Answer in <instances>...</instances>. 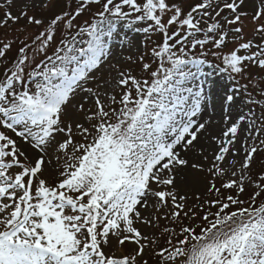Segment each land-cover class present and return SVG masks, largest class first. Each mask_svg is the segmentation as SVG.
I'll use <instances>...</instances> for the list:
<instances>
[{
  "label": "snow or ice",
  "instance_id": "snow-or-ice-1",
  "mask_svg": "<svg viewBox=\"0 0 264 264\" xmlns=\"http://www.w3.org/2000/svg\"><path fill=\"white\" fill-rule=\"evenodd\" d=\"M13 3L0 4V30L24 21L19 33L35 32L0 35V62L8 61L0 78V264H149V254L154 264H264V168L253 167L264 153V0L251 12L247 0H197L187 10L178 0H23L18 15ZM249 23L259 40L247 34ZM122 29L142 35L144 53L155 45V69ZM113 41L144 75L109 63L118 55ZM205 64L238 85L219 99L218 135L210 120L196 119L206 97L197 73L184 70ZM105 65L111 79L94 75ZM205 134L211 159L201 153L190 163ZM189 167L212 177L215 199L200 209H217L203 214L199 233L182 223L197 215L177 187Z\"/></svg>",
  "mask_w": 264,
  "mask_h": 264
},
{
  "label": "rangeland",
  "instance_id": "rangeland-1",
  "mask_svg": "<svg viewBox=\"0 0 264 264\" xmlns=\"http://www.w3.org/2000/svg\"><path fill=\"white\" fill-rule=\"evenodd\" d=\"M178 2H182L184 4L185 9L187 10L188 6L189 5H194L197 2V0H178ZM5 3H6V0H0V4H5ZM22 3H23V0H14V3L12 5V7H11V12H12L13 15H18L19 14V9H20V6H21ZM254 3H255V0H247L246 9L249 12L252 11ZM98 7H99L98 5L92 6V12H95ZM59 10H60V5H55L54 8H53V11H57L58 12ZM3 11H4V9H0V15L3 14ZM30 14H32V13L30 12ZM39 14L40 13L37 12V15H39ZM45 15L46 16L50 15V13H46ZM90 15H91V13H88V12L84 13L82 15V17L77 21V23H83L85 18H90ZM24 23H25L24 21H20L19 25H12L9 22V27L12 29V31L0 30V35H2L5 31H7V34H8L9 37L19 36V39L23 40V39L26 38L27 35L34 34L35 30L33 28H30L29 29V33H25L24 35H21L19 33L18 29ZM125 30L126 29H122L121 30V36H123V32H125ZM129 31H131V30H129ZM131 32H133V34H134V37H135L134 39H136L137 41L140 42L138 46L140 48V54H144L145 57H146L145 62L152 63L153 69H155L157 67L158 62H157L156 58H153L151 56V48L154 47L155 45L154 44H149L148 45L149 51L147 53H144L143 52L144 44H143L142 35L139 34V33L134 32V31H131ZM246 32H247V34L249 36H252V38L254 40H259L260 39L258 36H253L252 25L250 23L248 25V28L246 29ZM124 38L126 39L127 37H124ZM152 39L154 41H156V42H160L162 37L159 34H154ZM127 40H129V39H127ZM115 44H117V46H118L117 49H116L118 55L113 61H110L109 63H113L116 60H120L121 61L120 66L121 67L125 68L126 70L130 68L133 71V74H135V75H144L141 72L140 64H139L138 61L136 63H132V64H129L127 62H123V57L119 56V52H120L119 44L118 43H115ZM18 46H19V42H17V44L14 45L13 50L9 53V59H11L12 57H14L16 55V48ZM228 47L230 48V47H232V45L230 44ZM225 51H227V48L225 49ZM29 54L31 55V53H29ZM48 54L51 55V49L48 50ZM127 54L128 53H124V55H127ZM132 55H133L134 58L136 57L137 53H136L135 50H133ZM40 58L41 57L38 56L37 60H39ZM208 59L212 63H219L218 61H215L214 58H212V57H209ZM7 64H8V61L0 62V78H2V74H3V72L5 70V66ZM202 67H204L206 72L208 71V74H212L213 76L222 75L220 72L216 71L214 68H209L207 66V64L203 65ZM192 68L193 67L189 66V67H186L184 70L185 71H189L190 70V71L195 73L196 70L193 71ZM253 71H256V70L253 69ZM94 75L96 77L100 78V79H111V77L115 76L116 73H115L114 70H110L109 67L107 65H105L99 72H94ZM222 77L225 79V84H226L228 93L231 94L238 87V85L233 83L232 81H229L227 79L226 74L222 75ZM257 79H259V77H257ZM241 83H243V82H241ZM86 86L94 87L95 86V81L94 80H90L89 84L86 85ZM84 95H85L84 93H79V95L72 101V103L73 104L77 103L79 101V99H80V96H84ZM223 95H224V91L222 93V96ZM237 96L238 97L240 96L239 92H237ZM254 110H256L257 113H258V108L254 109ZM67 113L68 114L64 117V119L66 121L71 116L74 115V110L72 109L71 105H69V107L67 109ZM76 118H79L78 115L76 116ZM79 139H80V137H77V140H79ZM201 153H203L204 155H208L209 159H211V151L205 149L203 146H200L196 142L195 148L188 153V157L187 158H189L190 163H192V162H200L203 159ZM261 156H264V153H262V154L257 156V162L253 165V167L257 171L261 170V168H264V164L260 163ZM204 163L207 164V162H204ZM211 178L212 177L210 176V174H207L206 172H198L197 170H193V169H191L189 167L184 173V179L181 180V179L178 178V180H177V187L179 188L181 194H187V196L189 197V199L187 201V206L188 207H192L193 205L197 206V208H196V211H197L196 217L194 219H192V220L184 218L182 223L184 225H186V226L187 225H191L192 227H194L196 229L197 233H199L201 226H206V222H204L202 220L203 214L205 212L209 211V210L212 211V212H215L217 210L216 208L209 209L208 205H203V210H201L200 207H199V205L202 204L203 199H209V200L215 199L214 196L209 195L207 193L208 181ZM48 180H49V183H54L55 182V175L54 174H49L48 175ZM216 184H217V187H219L220 184H221V180L217 179L216 180ZM222 191L224 192L225 196L228 195V194L235 195V190H231V192H229V190H222ZM251 192H252V189L248 188V190L244 194H242L240 196V199L248 200ZM197 194H199L202 197V200L198 201V200L195 199ZM244 206H247V205H244ZM234 208H235V206H233V209H230V210H234ZM167 223H168L167 221H163V220L160 221L161 226H163V225H165ZM140 227L143 229L142 225ZM170 227L175 228V230L177 232H179V230H180V225H178V224L170 225ZM151 231L156 232L157 235L159 236L161 229H152ZM166 239H167L166 236L161 238V240H160L161 246H165L164 241ZM131 248H132V245L126 244L124 246V251L128 252V251L131 250ZM147 258L149 260V264H154V260H153V257L151 256V254H149Z\"/></svg>",
  "mask_w": 264,
  "mask_h": 264
},
{
  "label": "bare ground",
  "instance_id": "bare-ground-1",
  "mask_svg": "<svg viewBox=\"0 0 264 264\" xmlns=\"http://www.w3.org/2000/svg\"><path fill=\"white\" fill-rule=\"evenodd\" d=\"M123 37H127L126 40H132L135 38L133 32L129 31L128 29L123 32ZM114 42L119 44V41H113V43ZM192 70H196V83L202 87L207 104L206 111H203L196 119L201 122L203 120H210L211 123L209 125V132L218 135L222 129L223 121V114L219 107V99L226 87L225 79L222 77V75L213 76L212 74H208V71L206 72V70L202 66H200L199 69L193 67ZM206 135L207 134H205V136H201L197 144L211 151V149L214 148L215 145H210L208 143ZM237 147H239V144L237 145Z\"/></svg>",
  "mask_w": 264,
  "mask_h": 264
}]
</instances>
